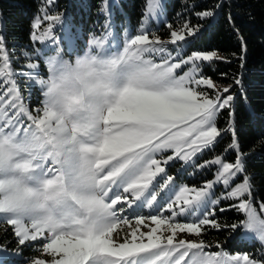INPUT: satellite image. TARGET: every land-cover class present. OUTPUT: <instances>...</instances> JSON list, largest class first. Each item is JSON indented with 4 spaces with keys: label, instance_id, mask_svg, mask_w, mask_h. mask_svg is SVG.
I'll list each match as a JSON object with an SVG mask.
<instances>
[{
    "label": "snow or ice",
    "instance_id": "6c2138e0",
    "mask_svg": "<svg viewBox=\"0 0 264 264\" xmlns=\"http://www.w3.org/2000/svg\"><path fill=\"white\" fill-rule=\"evenodd\" d=\"M53 2L47 0L49 5ZM220 7L217 3L195 15L200 19L213 17ZM161 10V0H147L139 34L126 31L122 50L107 23L104 27L108 30L102 36L94 34L88 41V48L96 45L102 55H121L125 63L118 80H130L103 116V130L91 133L94 146L88 151L94 154L92 160L75 147V140L68 139L60 118L43 102L42 107L29 109L15 77H26L30 86L43 81L32 72L12 69L0 36V217L13 226L19 246L48 240L43 244V252L52 257L47 264H264V259H250L247 254L205 251L209 246L203 240L181 236H199L204 226L240 232L237 223L222 226L210 217L215 216L220 200L241 198L232 206L241 213L251 203L242 199L246 193L251 196L248 175L227 195L212 199L216 185L227 189L245 171L246 154L241 151L235 122L234 103L239 98L233 90L235 85L243 93V82L240 75L227 87L217 88L202 68L207 62L226 58L216 51L185 54L200 32L199 25L186 21L172 30L169 23L170 39L162 40L154 32L150 36L144 24ZM43 19L57 21L64 30L61 39L49 23L36 35L41 25L37 16L31 39L41 45L43 52L37 49L38 56L57 50L63 54V43L70 49L75 46L79 29L74 35L73 26L59 16L45 15ZM228 19L231 23V15ZM241 44L243 47L242 37ZM240 60L243 68L244 57ZM26 67L37 70L40 65L28 63ZM225 111L227 126L220 128L217 118ZM229 133L231 143L225 151L235 152L234 162H224L216 155L197 163ZM176 163L181 164L180 173L189 176L212 166L218 168L213 180L196 187L178 184L177 176L169 174L168 168ZM259 208L264 210V202ZM142 209H148L149 214H139ZM227 210L220 208L221 212ZM40 212L50 213L54 223L39 219ZM142 227L148 230L142 231ZM241 235L252 236L246 232ZM19 259L18 252L0 247V264ZM29 259L30 264H46L43 259Z\"/></svg>",
    "mask_w": 264,
    "mask_h": 264
},
{
    "label": "trees",
    "instance_id": "16d2710c",
    "mask_svg": "<svg viewBox=\"0 0 264 264\" xmlns=\"http://www.w3.org/2000/svg\"><path fill=\"white\" fill-rule=\"evenodd\" d=\"M101 2L102 0H54L49 5L47 0H0V28L6 51L11 58L17 55V58L24 60L26 57L22 52H32L35 49V43L31 39V26L42 8L45 7L47 13L52 15L70 14L75 20L80 14L89 22L98 12ZM120 3L128 15L130 25L134 27L144 15L146 0H120ZM217 3H221L222 7L215 9L213 17L200 19L195 15L196 12L213 9ZM164 11V34L169 32L166 26L169 23L175 30L186 21L200 26L199 34L185 54H190L191 51H216L226 58L223 61L205 63L203 75L226 85L232 84L235 77L242 75L243 93L235 85L233 90L239 98L234 103L237 137L246 158L245 171L236 180L248 175L253 204L264 202V0H165ZM229 15L232 17L231 23ZM241 56L244 57L243 68L240 67ZM228 119V113L222 112L217 118V126L226 127ZM230 143L229 133L211 151L205 152L204 157L222 154L225 161H235V152L225 151ZM212 175L211 171L200 178L190 179V182L200 185ZM236 202L237 199L220 200L216 206L214 218L222 226L238 223L242 218L243 213L232 207ZM220 208L229 210L221 212ZM239 234L240 232H233L230 227L219 230L209 227L201 232L200 240L213 249H219L216 246L219 244L222 250L247 253L253 258L263 256L260 243L256 240H243ZM0 242L21 250L20 259L8 261L7 264H29V258L32 259L36 252L27 243L19 246L12 226L3 221H0Z\"/></svg>",
    "mask_w": 264,
    "mask_h": 264
},
{
    "label": "clouds",
    "instance_id": "9594fccd",
    "mask_svg": "<svg viewBox=\"0 0 264 264\" xmlns=\"http://www.w3.org/2000/svg\"><path fill=\"white\" fill-rule=\"evenodd\" d=\"M44 63L47 75L40 78L43 83L39 84L42 102L60 118L68 139L76 141L75 147L84 150L88 159H94L88 151L94 146L91 133L103 130V116L130 82L129 78L118 80L124 58L116 53L102 55L93 45L71 57L57 50L46 56ZM38 218L49 225L54 223L47 212L38 213ZM237 224L242 232L264 244V210L250 203Z\"/></svg>",
    "mask_w": 264,
    "mask_h": 264
},
{
    "label": "rangeland",
    "instance_id": "374dc122",
    "mask_svg": "<svg viewBox=\"0 0 264 264\" xmlns=\"http://www.w3.org/2000/svg\"><path fill=\"white\" fill-rule=\"evenodd\" d=\"M164 1L165 0H161L162 10H161L160 14L154 18L149 17L147 20V23L144 24V27L149 31L150 36H151V33L154 32L155 35L159 36L162 40H168V39H170V32H168L166 34H164L162 32L164 30V24H166V16H165V11H164ZM106 5H107V10L105 11L104 9H105ZM146 9H147V0H146V6H145V10H144V15L142 16L141 20L133 27L129 23L128 15L125 12V10L122 8L120 0H102L98 12L94 16V18L89 22H86V17H81L80 14L77 16V20H75V18L70 14H65V13H58L55 15L48 14L46 11V8L44 7V8H42L41 12L35 16V18L37 16H39L41 19V25L38 29L35 30V32H36V35H38V36L41 35L44 32V30L47 28L48 24L52 23L54 25L53 34L62 39L63 30H64L63 25L59 24L57 21L44 20L43 18L45 15H52V16L61 17V20L64 21L65 24H71L73 26L72 32L74 35H77V29H79L78 39H76L75 46L73 48H71V49L68 48L66 43H63L61 45V48L63 50V55L71 57L75 54H79V53L84 52L88 48V41L92 38V36L94 34L102 36L108 30V29H105V27H104L105 24L107 23L111 26L110 30L113 32V34L116 37H118V39L120 41V49L122 50L123 41L125 38L124 34L126 31L131 30V34H139L138 30L140 29L141 24L144 23L145 16L147 14ZM172 30H175V29H172ZM0 36H2L1 28H0ZM34 43H35V49L32 52H27L29 55L24 60L17 58L18 57L17 55H15L13 58H11V56L9 55V59L11 60V67L15 72H18V73L19 72H32L33 74L37 75L38 78L46 77L47 70H46V65L44 63V58L53 52L49 51L47 53H43L42 55L38 56L37 49H40L41 52H43V50H42L39 42H34ZM169 50H172L171 46H169ZM24 52H26V51H23L22 55ZM28 63H37L40 65V67L37 70H29L26 67V65ZM185 70H187V69H185ZM0 79H2V78H0ZM15 79L17 80V87L20 91V94L24 97V102L29 106V109L31 110L33 105L42 107L43 97H42L41 87L39 85H34V83H31V86H30V82L24 76H16ZM213 82L217 88L222 89L223 87L228 86L226 84H220V83L216 82L215 80H213ZM208 91L211 92L212 90L209 89ZM30 92H31V99L29 100L28 97H29ZM204 155H205V153L200 157V159L197 161V163H202L206 160H211L216 156V155H214L212 157H204ZM219 155L222 157V154H219ZM224 162H232V161H225L224 160ZM180 168H181L180 163H176L173 166L168 168L169 174H173V175L177 176V183L178 184H187L189 186L195 185L196 187H200L204 184V182L209 181V180H213L215 178V173L217 171L218 166H212L210 168H206L204 170L197 171V172H195V174L193 176H189L187 172L186 173H180V171H179ZM192 171H193V169H188V172H192ZM211 171L213 172V175L210 178L204 180L202 182V184L197 185L195 183L190 182V179H193L196 177L200 178L201 176H205L208 172H211ZM243 177H244V175L238 180H236L238 177L235 178L234 180H232L227 189H225L222 184L216 185L213 192H212V199H219L222 195H227V192L231 191L232 188H234L237 184L243 182ZM233 199H237L236 204H238L240 202L241 198H233ZM242 199H245V200L250 199L251 203L253 204L252 197L249 196L248 193L244 194ZM259 204L255 205V206L257 208H259ZM209 211H211V209H209ZM139 214L147 216L149 214V210L148 209H142ZM210 219H215V218L213 216V217H210ZM0 221L6 222L2 217H0ZM181 222H191V220L183 221V219H181ZM133 224H134V220H133ZM149 224L151 225V222H149ZM151 226H154V225H151ZM121 227L124 228V231L128 230L126 226H121ZM12 228H13V226H12ZM205 228H209V226H204V229ZM141 230L147 231L148 229L142 227ZM13 231H14V229H13ZM118 231H120L119 228H118ZM241 233H242V231H240V234H239L241 239L248 240V241L255 240V238L253 236L243 237L241 235ZM121 234H123V232H121ZM44 235L48 236V233L45 232ZM181 236H182V238H185V239H194V240L199 241L201 238V233L199 236H197L196 234H187V233L181 234ZM46 242H49V241L45 240V239H38L35 242H31V241L27 242V244L30 245V247L32 249H36V252H35L32 260L43 259L46 261V264H47V262L51 261V259H52L51 255L43 252V244ZM5 246H6V249L8 252H18L19 256H20V254H21L20 249L10 247L5 242H0V247H5ZM261 248H262L261 252H262L263 256L260 258H257V257L253 258V257L249 256L250 259H264V244H261ZM205 251H211V252L225 251L228 253L229 256L237 255V254L240 256H243V255L247 254V253H242L239 251L211 249L209 247L206 248ZM29 264H30V262H29ZM240 264H243V261H241Z\"/></svg>",
    "mask_w": 264,
    "mask_h": 264
}]
</instances>
